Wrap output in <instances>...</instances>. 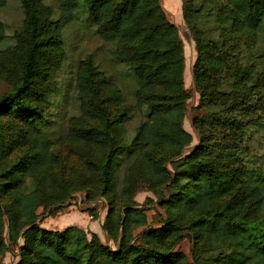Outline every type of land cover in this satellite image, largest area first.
<instances>
[{
    "label": "trees",
    "instance_id": "trees-1",
    "mask_svg": "<svg viewBox=\"0 0 264 264\" xmlns=\"http://www.w3.org/2000/svg\"><path fill=\"white\" fill-rule=\"evenodd\" d=\"M43 2L22 0L26 28L14 41L0 21V55L20 59L12 89L0 96V134L2 119L14 122L0 137V264H7L10 243H19L16 264H189L173 250L187 235L196 264H264V75L237 55L238 33L264 46V0H184L197 49L193 76L206 110L194 118L202 137L189 153L184 44L161 0H61L59 16L50 19ZM79 16L102 40V58L90 56L78 71L81 109L100 121L66 135L97 153L87 161L88 179L57 181L53 119L42 104L55 90L49 70L63 54L64 30ZM136 112L142 119L128 130ZM25 146L8 162L14 147ZM95 180L110 198L104 227L121 233L116 249L80 226L38 223L40 206L62 203L77 184ZM138 181L171 192L167 218L144 229L142 243L133 233L147 214L123 200ZM213 244L229 251L214 256Z\"/></svg>",
    "mask_w": 264,
    "mask_h": 264
},
{
    "label": "rangeland",
    "instance_id": "rangeland-1",
    "mask_svg": "<svg viewBox=\"0 0 264 264\" xmlns=\"http://www.w3.org/2000/svg\"><path fill=\"white\" fill-rule=\"evenodd\" d=\"M42 12L49 19L59 16L61 10V0H43ZM200 2L201 0H195ZM169 20L174 22L184 44L185 69L184 82L189 93L186 103L187 111L183 119V126L192 134V142L187 146L185 153H189L200 143L202 131L194 125V118L199 113L205 114L200 104V92L195 84L193 67L197 59V49L194 36L183 16L184 0H161ZM26 13L22 5V0H0V21L3 22L6 35L11 41L16 39V35L26 28ZM237 41L240 49L237 52L243 63H255V67L261 70L264 75V46L260 47V41L250 35L237 34ZM260 44V45H259ZM14 43H10L11 49ZM102 40L95 34L90 21L85 16L75 18L64 30L63 33V54L59 53L60 60L54 61L50 65L52 92L51 101L44 102L42 107L45 115L53 119V146L52 151L55 160L52 164V172L56 180H70L72 182L81 179H88L87 161L90 157H95V149L88 145H81L67 138V130L71 127H89L99 123L100 119L93 115H88L81 109L82 94L78 87L79 68L85 66L90 56L94 60L103 56ZM259 45V46H258ZM10 48V47H9ZM15 49V48H14ZM17 49V47H16ZM263 51V52H262ZM255 52V53H254ZM262 52V53H261ZM19 54V53H18ZM20 68V59L17 54L7 57L0 55V96L12 89V83L17 78ZM142 119L139 113H135L127 123L128 130H133ZM13 121L5 117L2 119L0 137L6 138L12 128ZM8 126V127H5ZM5 129V130H4ZM6 133V134H5ZM130 133H133L130 131ZM14 147L10 159L16 160L26 149ZM134 170V169H133ZM132 170V171H133ZM76 184L73 185L75 187ZM100 182L85 186L77 184V188L72 190L68 198L62 203L50 206H40L37 209L38 223L46 229H64L69 225H77L84 228L91 237L96 233L103 243L116 249L121 233L110 234L104 227L109 208L110 198L101 194ZM72 187V188H73ZM170 191L165 185L157 190L151 189L147 183L138 181L134 188L130 190L123 200L134 203L142 208L147 214L146 225L134 229V241L142 243V231L144 229H155L163 225L168 216L165 199L169 198ZM123 200L116 199V204H121ZM6 239L9 232L6 229ZM174 251H182L187 255L189 264H196L193 258L194 240L191 236H184L173 248ZM220 251L227 253L229 250L219 244L211 246L210 253L216 256ZM19 258V243H10L9 250L3 256L7 264H16Z\"/></svg>",
    "mask_w": 264,
    "mask_h": 264
}]
</instances>
